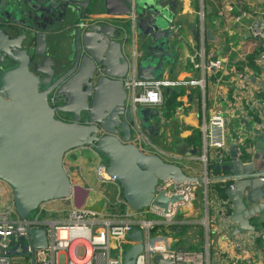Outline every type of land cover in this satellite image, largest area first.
Here are the masks:
<instances>
[{"label":"water","instance_id":"water-1","mask_svg":"<svg viewBox=\"0 0 264 264\" xmlns=\"http://www.w3.org/2000/svg\"><path fill=\"white\" fill-rule=\"evenodd\" d=\"M169 5V0H0V180L10 186L21 219L43 202L71 195L63 156L88 145L105 156V173L121 185L133 210L152 203L166 212L169 204L182 200L180 195L155 196L158 180H210L226 185L233 232L255 231L250 218L264 212L263 135L253 132L254 148L248 149L251 142L242 144L240 153L235 147L230 162L215 165L224 174L214 178L189 175L158 154L144 152L133 140L123 77L131 65L146 79L175 65L180 48H174ZM254 26L264 40V20ZM133 33L143 56L132 52ZM50 36L57 43L67 40V48L49 54ZM51 91L61 102L56 110L71 114L72 120L55 117L47 100ZM162 115V110L139 107L137 120L157 134ZM29 231L36 248L47 246L44 229ZM128 238L133 244L123 264H135L143 236L135 228ZM24 252L25 246L21 252L15 247L7 251ZM154 260L170 264L159 255Z\"/></svg>","mask_w":264,"mask_h":264},{"label":"crops","instance_id":"crops-1","mask_svg":"<svg viewBox=\"0 0 264 264\" xmlns=\"http://www.w3.org/2000/svg\"><path fill=\"white\" fill-rule=\"evenodd\" d=\"M169 2L175 30L174 48H180V51L175 65H166L162 76L201 77L202 71L192 66V58L198 57L202 45L207 51L222 58L221 68L206 72L204 94L208 114L216 100H220L222 107L226 109L225 163L230 162V154L235 147L240 153L242 144L251 142L248 149L251 146L254 148L256 137L253 132L264 136V78L261 76V69L264 70V40L256 36L254 29L255 22L264 20V0H199L198 9L194 0ZM242 10L247 11V16H241ZM180 39L184 41L181 42ZM132 41V52L143 56L134 33ZM63 48H67V40L57 43L54 37L47 38L46 49L52 56ZM242 69L250 71L248 83H242L236 77L237 72ZM172 91L180 93L177 97L179 104L169 114L164 112V105L156 108L162 110L163 115L156 121L158 133L153 131L149 134L154 135L158 144L151 143L164 152L162 158L165 161L179 165L189 175L204 178L206 173L210 178L222 176L224 171L221 169L214 171L215 160L210 154L206 167L200 159L203 152L199 126L203 90L199 86L169 88L165 92V98ZM142 141L134 140L140 149L144 145ZM167 142H171L169 146H174L170 151L167 150ZM106 163L105 156L91 146L68 150L63 156V167L71 182V195L68 198L50 200L51 209L43 204L40 207L47 214L58 218H65L72 209L93 212L99 217L108 215L112 205L123 198V195L122 187L117 181H103L99 178L98 167L102 164L105 166ZM213 183L209 181L207 187V209L211 222L208 231L204 226L205 241L201 246L203 248L208 240L211 264H264L261 260L264 253L261 242L264 212L250 218V223L255 227L254 232L234 233L235 224L229 220L232 204L225 220L218 203L229 198L226 196L223 199L212 191ZM1 188L2 185L0 194L5 191L4 186ZM198 189L203 195L206 214L204 183ZM0 204L5 205L1 200ZM194 206L195 201L190 209ZM192 222L195 220L177 217L174 230L177 231L183 224L194 227L196 224Z\"/></svg>","mask_w":264,"mask_h":264},{"label":"built area","instance_id":"built-area-1","mask_svg":"<svg viewBox=\"0 0 264 264\" xmlns=\"http://www.w3.org/2000/svg\"><path fill=\"white\" fill-rule=\"evenodd\" d=\"M240 13L242 17L248 14L245 10ZM192 63L193 67L202 71L201 77L173 78L161 75L146 79L137 74L134 65L129 67L123 77V89L126 97L125 105L134 119L133 140L145 139L152 148V151H146V153H155L162 157L164 152L153 146L141 131L137 120V110L139 107L154 109L162 107L165 102V92L169 88L199 86L203 90L199 125L203 152L200 159L206 167L208 154H210L215 160L213 161L215 165H222L225 163L226 109L222 107L220 100H216L208 114L204 89L206 72L221 68L223 61L221 57L207 51L202 45L198 57L192 58ZM250 76V71L244 69L236 75L242 83H248ZM261 76L264 78L262 69ZM47 100L49 105L55 109L56 118L69 121L56 110L61 102L55 91L48 93ZM97 174L103 181L111 180L105 173L103 164L98 167ZM209 181L203 182L206 205V216L203 223L206 230L211 222L207 209ZM203 183L199 181L178 183L172 179L158 180L154 186L155 196L161 193L167 197L182 196V200L169 204L166 212L152 203L139 210H133L123 198H119L112 205L113 208L109 210V214L102 217L93 212L72 209L65 218H58L47 214L39 205L26 218L21 219L17 214L15 217L11 216L16 213L13 201L9 205L0 204V264H123V256L126 252L123 244H126L128 248L133 244L128 234L135 228L139 229L143 236V250L136 257L135 264H163L155 262L156 255L170 264H211L208 240L201 249L183 247L179 249L172 247L167 236L158 233L160 230L158 227L162 225L168 229H174L179 210L182 208L189 210L193 206L197 190ZM230 204L229 200H220L218 203L222 207L221 213L225 220L230 213ZM32 228L45 230L47 237L45 248L34 246L29 231ZM261 242L264 252V231L261 233ZM22 246L26 247V252L11 255L7 253L13 247L16 252H21ZM21 255L29 256L28 260L17 258ZM261 260L264 263V253L261 255Z\"/></svg>","mask_w":264,"mask_h":264},{"label":"rangeland","instance_id":"rangeland-1","mask_svg":"<svg viewBox=\"0 0 264 264\" xmlns=\"http://www.w3.org/2000/svg\"><path fill=\"white\" fill-rule=\"evenodd\" d=\"M194 1L197 5V9H198V7H199L198 1L199 0H194ZM62 115L67 117L63 112H61V116ZM138 123L140 125L141 131L145 134V136L147 137L149 142H153L155 144H158L157 141L154 140V135L150 136L149 135L150 133L148 132V130L146 128H144L139 121H138ZM142 140H143L142 143H144V145H142V147H143L142 149L143 150L147 149L145 151H152V148H151V146H149L147 141L143 138H142ZM167 143H168V145H167L168 149L167 150L170 151V149H172L174 146H169L171 142H167ZM170 157H172V155ZM0 185H2V188H3V186L5 188L4 189L5 191L1 192V194H0V200L2 202H4L5 205H9V203L12 199L11 188L7 183H5L3 181L0 183ZM202 198H203V195L200 194V190L198 189L197 195H196V200H195V206L190 210L182 208L179 210L178 215H177L178 218L183 219V220H186V219L195 220V222H192V223L196 224V225H194V227H193V225L183 224V225L179 226L177 231L174 229H168L163 225L158 227V228H160V230H158V233L167 236L170 239V241L173 242L172 243L173 248H179V247L189 248V247H191L193 249H201V246L204 244V241H205V229L204 228L205 227H204L203 221H205L206 214H205V208L203 205ZM197 201H198V203H197ZM42 204L44 206L48 207V209L52 208V204L50 203V201L43 202ZM2 205H4V204H2ZM194 208L197 210H195ZM15 215H16V213H14L11 216L15 217ZM123 246H124L125 250L128 249V246L126 244H123ZM28 257L29 256H27V255L17 256V258H21V259H25V260H28ZM211 261H212V256H211Z\"/></svg>","mask_w":264,"mask_h":264},{"label":"trees","instance_id":"trees-1","mask_svg":"<svg viewBox=\"0 0 264 264\" xmlns=\"http://www.w3.org/2000/svg\"><path fill=\"white\" fill-rule=\"evenodd\" d=\"M180 95L179 92H176V91H172V92H169L167 94V97L165 98V102H164V112L169 114L170 112H172L176 106L179 104L178 101H177V97ZM215 167V165H214ZM214 171L216 172L217 169L214 168ZM225 188H226V185L221 183V182H214L212 185H211V190L216 192L219 197L225 199L226 198V195H225ZM191 248V247H189Z\"/></svg>","mask_w":264,"mask_h":264},{"label":"flooded vegetation","instance_id":"flooded-vegetation-1","mask_svg":"<svg viewBox=\"0 0 264 264\" xmlns=\"http://www.w3.org/2000/svg\"><path fill=\"white\" fill-rule=\"evenodd\" d=\"M66 116L68 117L69 121L72 120V115L71 114H67ZM84 122H85V119H84Z\"/></svg>","mask_w":264,"mask_h":264}]
</instances>
